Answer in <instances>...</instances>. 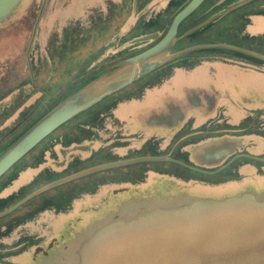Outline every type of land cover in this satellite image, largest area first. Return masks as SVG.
Masks as SVG:
<instances>
[{
  "label": "flooded vegetation",
  "instance_id": "obj_1",
  "mask_svg": "<svg viewBox=\"0 0 264 264\" xmlns=\"http://www.w3.org/2000/svg\"><path fill=\"white\" fill-rule=\"evenodd\" d=\"M29 1L32 4L28 14L33 20L24 27L29 31V37L13 56L0 58V124L18 117L16 122H12L16 124L0 129V150L36 119L42 108V102L39 103L41 97L35 99L37 102L34 100L36 103H30V108L19 109L35 92L41 96L48 92L46 87L40 88L36 83L32 51L52 0ZM190 1L103 0L100 8L91 9L85 18L74 23L79 22L85 34L93 26L98 27L102 36L101 48L105 50L101 58L104 63L108 64L109 60L114 63L160 41L175 16ZM253 1L205 0L182 21L177 37L200 26L178 39L174 51L197 44L227 43L258 55L216 48L198 49L176 56L147 77L109 96L106 100L111 108L107 113L99 114L97 120L102 124L93 128L90 137L70 145L59 142L68 135L72 136L76 124L89 120V115L76 117V121L67 123L69 134L57 131L51 135L52 140L44 154L55 146L52 157L44 156V161H48L32 178L34 184L47 177L50 180L45 183L103 163L141 156L169 157L179 163L161 160L128 164L96 171L54 188L57 191L45 197L49 199L47 202L61 205L59 213L70 212L73 205L91 206L81 207L80 216L73 225L62 227L64 231L61 234L67 237L66 248L54 244L48 246L60 254L66 253L65 261L57 263L49 257L39 259L41 264H79L81 258L76 263L74 254L80 252L83 243L99 228L116 220H133L155 211L178 210L243 194L264 199V99L258 93V80L264 78V62L260 57L264 56V33L252 34L248 30L253 16H264V0L251 3ZM13 12L0 22L1 27L10 20ZM123 26L126 30L121 33ZM133 33L137 34L130 37ZM2 34L0 30V37ZM145 36L148 38L142 39ZM47 51L51 59L50 52L54 53V49ZM44 60L48 61V58ZM178 73L201 77L197 82V92L186 94L182 102L164 99L163 107L161 104L156 110L157 116L140 121L142 126L135 130L126 132L119 121V126H115L116 136H121L118 141L102 135L103 130L110 128L106 126L107 121L113 120L115 112L123 104L139 101L152 91L160 90L167 83L174 82ZM243 89L251 90L250 97L232 94ZM261 101L263 105L258 104ZM191 110L196 113L194 116L188 115ZM8 130L14 133L9 139L6 136ZM219 140L222 144L218 143ZM172 141L175 142L170 145ZM77 145L88 148L76 153L71 149ZM36 149L23 160L27 166L19 169L17 176L0 188V199L21 172L28 167L35 168L32 165L44 148ZM136 150L138 154L133 153ZM83 151L104 154L113 151L119 158L114 160L108 156V159L100 160L102 162L86 165L89 159L94 158L83 155ZM31 156L32 163L28 161ZM10 174L0 179V185ZM63 185L66 187L61 189ZM40 204L38 202L36 206L44 207V201ZM87 214L89 219L85 221L83 218ZM71 231H76L73 236Z\"/></svg>",
  "mask_w": 264,
  "mask_h": 264
},
{
  "label": "water",
  "instance_id": "obj_2",
  "mask_svg": "<svg viewBox=\"0 0 264 264\" xmlns=\"http://www.w3.org/2000/svg\"><path fill=\"white\" fill-rule=\"evenodd\" d=\"M21 1L0 0V22L6 20ZM204 1L191 0L175 16L167 33L156 44L106 66L43 111L0 150V179L61 127L112 94L147 77L176 56L198 49L216 48L258 55L227 43L197 44L174 51L178 39L200 26L177 37L182 21ZM260 57L264 62V56ZM218 143L222 144V140ZM87 148L86 145H77L71 150ZM161 160L179 163L169 157L149 155L96 165L44 183L1 211L0 218L43 193L87 174ZM42 163L46 164L47 160ZM79 254V264H264V199L257 200L250 194H243L178 210L155 211L133 220H116L99 228L87 239Z\"/></svg>",
  "mask_w": 264,
  "mask_h": 264
},
{
  "label": "rangeland",
  "instance_id": "obj_3",
  "mask_svg": "<svg viewBox=\"0 0 264 264\" xmlns=\"http://www.w3.org/2000/svg\"><path fill=\"white\" fill-rule=\"evenodd\" d=\"M31 4L32 3L29 0H22L20 5L13 12L10 20H8L7 23L2 27L0 26V30L3 33L0 37V58H4L7 55L13 56L14 53L22 49L23 43L29 37V31L24 27L28 24H31L33 20L28 14L31 9ZM102 4L103 0H52L50 2L47 15L41 22L37 35L38 37L34 43V49L32 51V56L36 68V83L40 86V88L46 87L48 92H46V95L44 96H41L38 91L35 92L32 95L31 99L26 101V104L19 110H22L25 107H29L30 103H33L35 99L41 97L39 103L42 102V108L39 114H37L39 116L43 111L48 109L51 102L59 97V95H55V92H53L54 88L57 86L53 84V81L56 82L61 76L65 77L70 72H67V70H64L62 66L58 65V58L50 59L48 57L47 50L53 47V42L56 40L57 36H59L63 32L64 28L72 25L79 19L85 18L89 14L91 9L100 8ZM125 30L126 29H124V26L121 27V33L123 31L125 32ZM248 30L252 34L264 33V16H253L252 23H250ZM111 36L112 38L114 37L113 35ZM112 38L110 37V40ZM101 45L102 41L100 43V46L98 47H101ZM104 51H102L101 57L104 56ZM45 58H48V61L44 60ZM52 60H54V62H52ZM112 63L113 62L111 60L108 61V64ZM183 76L184 75L178 73L177 79L181 81L184 79ZM66 81L67 80L64 79V83L62 84V91L66 89ZM173 84L174 82L167 83L162 87V89L167 90L169 85L173 86ZM258 85L264 88V78H260L258 80ZM154 93H157V91H154ZM154 93L152 91L148 96L139 101L123 104V106L115 112L113 120L107 121L106 126L110 128L107 131L103 130L102 135L107 139L111 138L116 139L117 141L120 140L121 136L118 137V135L116 136L115 133V126H119V121L122 122L121 126H124L126 132L135 130V128H140L142 124L140 123V120L136 121L135 115H137L139 111H142V109H144V106L148 102L153 101ZM35 101L34 103L37 102ZM38 116H36V118ZM17 118L12 117L4 124L1 123L0 129L6 127L7 125L11 126V124H13L12 122ZM72 121H75V119ZM17 130L18 129H16V131ZM59 133L61 134L63 132L60 130ZM13 134L14 133L9 130L6 132V136L8 139L11 138ZM51 137L52 136L46 139L45 142L42 143L41 146L39 145V147L37 148L40 150L48 146L50 144L49 141L52 140ZM174 142L175 141L170 142V145H173ZM116 143L118 144L119 142ZM97 144L98 142H96L95 146H97ZM53 148H55V146L47 150L45 157H52ZM76 153H80V151H77ZM82 153L83 155H88L89 157L94 158L89 159L86 165L95 164L100 160H104L108 156L114 158V160H118L119 158L113 151L105 154L101 152L92 153L91 151H83ZM133 153L138 154V151L136 150ZM32 158L33 157L31 156L29 158L30 160L28 161H31ZM43 166H46L45 163H42L41 166L39 165L35 168L28 167L23 172H21L20 177H18L14 181L8 191H5L4 197L0 199V212L10 207V205H12L13 202L17 201L19 197H24L25 195L31 193L33 190L39 188L46 181L50 180L49 177L45 179H43L44 177H41L43 181L37 182L36 184L32 183V178L38 175ZM65 187L66 185H63L61 189H64ZM56 191L57 190L53 189L47 191L42 195L32 199L10 215L0 218V264H41L40 261H38L39 259L42 260L49 257L56 260L57 263H60V261H65L66 253L60 254V252L54 251L52 248L51 250L44 248H48L49 245L53 244L54 246L59 245L63 248H66L65 244H67V237L62 236V227L64 225L66 226L67 224L73 225L75 219L80 216V208H84V206L90 207L91 205H73V208L70 212L68 210L63 213H59L58 209H56L55 206H50L44 209L39 205L36 206L38 202H41L40 205H42V201H44V205H46L47 201L43 197L52 195ZM16 216H20V218L17 219L15 218ZM88 217V214L85 215L83 220L87 221L89 219ZM74 232L76 231H71L70 234L72 235L74 234ZM42 255H44V257H40ZM78 256H80L79 253L77 255L74 254V260L76 263L80 259V257Z\"/></svg>",
  "mask_w": 264,
  "mask_h": 264
},
{
  "label": "trees",
  "instance_id": "obj_4",
  "mask_svg": "<svg viewBox=\"0 0 264 264\" xmlns=\"http://www.w3.org/2000/svg\"><path fill=\"white\" fill-rule=\"evenodd\" d=\"M255 2L257 1L255 0L251 3ZM262 3L264 4V2ZM83 30L84 29L79 22L67 26L66 28H64L63 32L58 36V38H56L55 42H53L52 48L54 49V53L49 51L52 55L51 59L58 58V65L62 66L64 70H67V72H70L65 77L61 76L56 82L53 81V84H55V86L57 85L54 88L53 92H55V95H59V97L56 98L53 102H51L50 105L55 103L61 97L68 94L71 90L80 85L82 82L89 79L94 74L108 66L107 63H104V60L101 58L103 49L101 47H98L100 46V43L102 41V36L98 27L93 26L87 34H85ZM136 34H130V37H135ZM69 68H71V71H68ZM64 79L67 80L65 83L66 89L62 91V84L64 83ZM104 102L106 103L103 104ZM110 108V105L105 99L104 101L86 110L85 112L80 114L78 118L89 115L90 119L86 121L83 120L82 122L79 121L76 124V129L72 131L73 135H68L59 142L70 145L72 143L80 142L86 137H90L93 134V128L100 127L102 124L100 120H97L99 114L102 112L107 113ZM60 130L63 133H68L67 124L61 127L58 131ZM48 147L49 146H46L43 150H41L40 156L38 155L39 157L36 156L37 159L33 163V166H37L38 164H41L44 161V153ZM24 162L25 161H23V163H20L14 169V172L9 175V177L5 180L2 185H0V188L3 187L4 184L6 185L9 181L15 178L19 172V169L27 166V163ZM43 198L46 199V197ZM47 200L49 199H46V201ZM50 206H55L58 210H60L61 208V205L59 204H52L46 202V205H44L43 209L48 208ZM15 218L19 219L20 216H16Z\"/></svg>",
  "mask_w": 264,
  "mask_h": 264
},
{
  "label": "crops",
  "instance_id": "obj_5",
  "mask_svg": "<svg viewBox=\"0 0 264 264\" xmlns=\"http://www.w3.org/2000/svg\"><path fill=\"white\" fill-rule=\"evenodd\" d=\"M184 75V79L179 81V79H177L178 74L175 76V81L173 86H170L167 88V90L165 89H160L157 90V93L153 94V101L148 102L145 106L144 109H142V111H139L137 113V115H135L136 121L140 120V121H145L146 119H149L150 117H155L157 116L156 110L160 108V105L162 104L163 107V100H175L178 102H182V100H185V96L186 94H191L193 91L197 92V82L199 80V76H191L188 74H183ZM260 87V86H259ZM230 89V87H228ZM250 91L251 90H241L239 92H234L232 94H240L241 96H247L250 97ZM259 95L262 99H264V88L260 87L259 90ZM186 103V101L184 102V104ZM264 103V101H263ZM261 102H258V104H262ZM182 104V103H181ZM256 104V103H254ZM257 106V105H256ZM261 106V105H260ZM259 107V106H257ZM255 107V108H257ZM196 113L194 111H189L188 115L190 116H194Z\"/></svg>",
  "mask_w": 264,
  "mask_h": 264
}]
</instances>
